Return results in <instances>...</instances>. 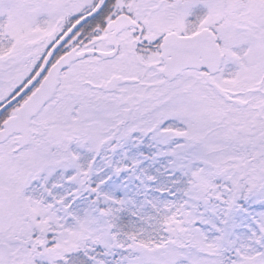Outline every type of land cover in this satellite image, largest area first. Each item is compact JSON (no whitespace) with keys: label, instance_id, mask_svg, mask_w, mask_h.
I'll use <instances>...</instances> for the list:
<instances>
[{"label":"snow or ice","instance_id":"snow-or-ice-1","mask_svg":"<svg viewBox=\"0 0 264 264\" xmlns=\"http://www.w3.org/2000/svg\"><path fill=\"white\" fill-rule=\"evenodd\" d=\"M0 264H264V0H0Z\"/></svg>","mask_w":264,"mask_h":264}]
</instances>
